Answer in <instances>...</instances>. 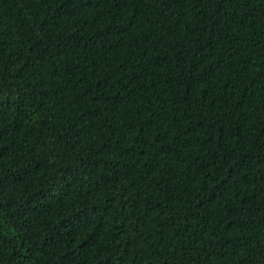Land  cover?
Listing matches in <instances>:
<instances>
[{
	"label": "trees",
	"instance_id": "16d2710c",
	"mask_svg": "<svg viewBox=\"0 0 264 264\" xmlns=\"http://www.w3.org/2000/svg\"><path fill=\"white\" fill-rule=\"evenodd\" d=\"M0 264H264V0H0Z\"/></svg>",
	"mask_w": 264,
	"mask_h": 264
}]
</instances>
